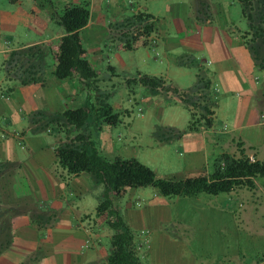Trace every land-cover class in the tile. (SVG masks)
I'll return each instance as SVG.
<instances>
[{"label": "crops", "instance_id": "obj_1", "mask_svg": "<svg viewBox=\"0 0 264 264\" xmlns=\"http://www.w3.org/2000/svg\"><path fill=\"white\" fill-rule=\"evenodd\" d=\"M8 1V5H0V264H108L114 232L106 218L97 215L105 185L98 183L91 174H68L60 167L56 154L57 148L64 144L82 146L75 137L83 130L64 127L66 122L63 120L60 124L63 127L56 123L45 126L58 120L66 110L88 108L93 113L96 111L98 98L103 96L98 85L97 57H100V46L108 36L119 41L124 52L133 50L139 42L154 50L159 47L163 30L158 27L161 12L155 7L168 0H130V9L126 0H115L109 6L105 4L112 0ZM193 1L191 8L223 9V21H220L221 17L215 19L218 14L213 15L200 28L194 20L192 25H185L180 32H175L176 37L166 35L163 39L166 54L163 66L167 64L177 69L188 83L172 80L169 84L163 78V69L148 73L161 77L166 88L178 90L179 94L201 97L198 107L209 109L213 113L212 121L219 111L226 121V128L221 133L204 127L190 131L189 126L180 127L175 123L166 128L168 138L163 141L158 138L161 146L170 143L187 155L184 164L185 172L189 173L185 179L212 171L208 165V148L212 146L221 150L217 155H211L213 157L225 153L239 157L244 153L251 160L264 161V69L259 66L260 63L264 66L262 42L250 34L251 24L243 12L248 21L246 28L226 13V5L238 3L242 9L241 0ZM251 2L253 13L264 22V0ZM84 3L89 6L90 21L77 37L85 57H90L89 52L93 51L90 63L95 81L90 85L77 73L69 79H59L55 75L67 34L52 14L61 12L66 5ZM55 5L58 6L55 8ZM139 14L151 16L139 27L152 24L153 29L149 35L131 42L127 36L137 25L129 23L132 24ZM204 29L206 34L202 33ZM127 41L130 42L126 45ZM93 44L96 47H92ZM32 46L46 49L53 64L41 73L39 80L22 85L12 72L10 75L6 71L5 64L13 52ZM178 50L184 54L198 52L204 58L200 66L203 69L199 68L195 73L182 67L177 58L181 55ZM255 57H259V61ZM138 74L143 75L142 72ZM82 92L84 97L80 95ZM155 96L157 106L166 107L165 99L172 98L189 111L190 118L191 112L196 113V109L190 111L173 91H158ZM110 129L111 126L102 125L101 131L110 132ZM109 141L107 159H128L124 149H117L118 145ZM97 148L104 153L102 146ZM255 183L253 190L241 188L230 195H235L243 212L253 215L251 218L258 223L264 218L261 214L264 177H258ZM141 189H126L113 194L112 198L115 208L133 232L134 248L142 263L196 264L186 246L179 242V227L168 209L170 204L163 198L138 202L146 192Z\"/></svg>", "mask_w": 264, "mask_h": 264}, {"label": "rangeland", "instance_id": "obj_2", "mask_svg": "<svg viewBox=\"0 0 264 264\" xmlns=\"http://www.w3.org/2000/svg\"><path fill=\"white\" fill-rule=\"evenodd\" d=\"M168 1H163L155 7L161 12L158 27L163 30L160 35L161 43L156 50L152 46H145L143 42H139L135 43L133 50L124 52L120 48V42L114 41L111 36H108L107 41L100 46L99 51L102 52L100 57H97L99 60L98 85L103 90V99L116 108L121 122L111 127L110 132L102 133L101 130L96 129L98 121L94 120L93 127L84 130L83 133L90 135L91 139L98 144L97 147L102 146L103 156L110 155V139L118 145L117 149H124V155L128 159H137L155 171L159 177L167 180H183L189 173V171L185 172L184 164L187 155L174 149L170 143L161 146L158 138L165 140L169 137L166 133L168 125L176 123L180 127H188L191 119L189 111L183 105L176 104L172 98L165 99L166 107L157 106L155 93L141 85L128 83V80L134 79L139 72L146 75L151 71L163 69L165 71L163 78L169 84L172 80L187 84L188 82L181 78L177 69L167 64L163 66L166 55L163 39L166 35L167 37L173 35L171 38L176 37L175 32H180L185 25H192L194 20L200 28L205 25L207 18L213 15L218 14L215 19L221 17L220 21H223V9L214 11L208 7L197 9L193 6L191 8L193 0ZM219 1L222 0H214L215 3ZM129 2L130 0H126V6L130 9ZM8 3V0H0L1 6ZM113 3L115 0L111 3L107 2L105 6ZM57 6L55 5V8ZM189 8L191 11H188ZM225 9L226 13L230 14L231 20L243 28L247 27L248 21L243 17L238 3L229 7L226 5ZM140 30H143V27L134 28L136 33ZM202 33L206 34L207 30L204 29ZM92 47L96 45L93 44ZM180 53L181 55L177 58L178 62L182 63V67L198 73L204 58L197 54L198 52L186 53L187 55ZM89 54L90 57L84 56V58L92 61L93 51ZM47 58L44 61V71H48L53 64V59ZM187 69L185 71H188ZM80 95L84 97L83 92ZM195 109L196 117L201 119L204 111L199 107ZM222 115V112H217L213 126L209 129L219 133L224 131L226 121ZM219 150L220 147L208 148L210 170H213L217 157L211 155H217L220 153ZM202 175L205 174L193 175L189 178ZM141 190L146 192L144 198H140L138 202L144 203L149 200L152 202L163 198L170 204L168 209L176 218V225L179 227L177 229L179 242L186 246V250L190 252L196 264H264V218L262 222L257 223L251 218L253 215L245 214L239 207L235 195L201 194L197 198L163 197L153 187H142ZM261 214L264 216V209ZM249 215L250 219H248Z\"/></svg>", "mask_w": 264, "mask_h": 264}, {"label": "trees", "instance_id": "obj_3", "mask_svg": "<svg viewBox=\"0 0 264 264\" xmlns=\"http://www.w3.org/2000/svg\"><path fill=\"white\" fill-rule=\"evenodd\" d=\"M241 2L242 12L251 24L250 34L260 39L264 50V22L261 21L263 18L257 19L258 15L253 13L251 0H241ZM90 15L89 6L85 3L66 5L61 12L54 11L52 14V18L67 34L61 46L55 71L57 78L69 79L77 73L89 85L95 81L94 69L90 61L84 58V51L77 37V34L89 24ZM150 19L149 15L139 14L129 25L142 26L141 24ZM152 29V24H145L143 30H140L141 33L133 31L127 37L131 42L137 41L140 37L149 35ZM128 42L130 41L125 44H129ZM47 57L48 52L41 46L15 51L5 64L6 71L8 70L10 75L12 72L13 77L22 85L35 82L44 71V61ZM255 60L259 61V57H255ZM259 66L264 69L262 63ZM128 83L141 85L153 93L173 91L174 94L179 95L190 111L198 107L201 99L194 97L193 94H179L178 90L166 88L164 80L158 77L137 74L134 79H129ZM195 92L197 89L193 93ZM203 111L201 120L196 119V114L191 112L190 131H198L200 127L209 129L213 126L210 118L213 113L207 108ZM61 120L66 122L64 127L83 131L93 127L94 120L98 121L95 126L97 130H101L102 125L115 127L121 122L120 115L103 99V96L98 98V106L94 113L88 108L66 110L58 120L50 121L45 127L53 123L63 127L60 125ZM200 121L203 123L200 124ZM75 141L83 145L76 146L70 143L57 148L58 163L70 175L91 174L98 183L105 185L106 189L99 199L97 215L104 216L107 225L114 232L108 264H143L134 248L133 232L114 206L113 194H119L126 189L153 187L163 197L197 198L201 194L218 196L230 194L241 188L253 190L256 188V179L264 177V161H253L244 153L239 157L225 153L215 159L213 170L209 174L183 180H167L159 177L155 171L137 159H107L100 153L91 136L83 132L75 137Z\"/></svg>", "mask_w": 264, "mask_h": 264}, {"label": "built area", "instance_id": "obj_4", "mask_svg": "<svg viewBox=\"0 0 264 264\" xmlns=\"http://www.w3.org/2000/svg\"><path fill=\"white\" fill-rule=\"evenodd\" d=\"M254 161V160H253Z\"/></svg>", "mask_w": 264, "mask_h": 264}]
</instances>
